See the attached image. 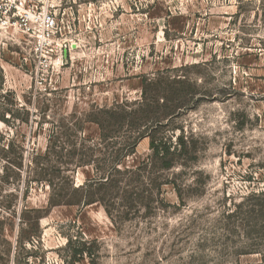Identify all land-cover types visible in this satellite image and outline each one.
Segmentation results:
<instances>
[{
	"label": "rangeland",
	"instance_id": "374dc122",
	"mask_svg": "<svg viewBox=\"0 0 264 264\" xmlns=\"http://www.w3.org/2000/svg\"><path fill=\"white\" fill-rule=\"evenodd\" d=\"M41 14L57 19L50 36ZM177 75L204 98L157 124ZM144 93L145 127L189 141L170 168L148 138L117 151L144 129L135 119L105 141L92 121ZM71 141L94 163L69 165ZM112 160L104 203L47 208L52 192L78 198L67 177L114 174ZM0 264H264V0H0Z\"/></svg>",
	"mask_w": 264,
	"mask_h": 264
},
{
	"label": "trees",
	"instance_id": "16d2710c",
	"mask_svg": "<svg viewBox=\"0 0 264 264\" xmlns=\"http://www.w3.org/2000/svg\"><path fill=\"white\" fill-rule=\"evenodd\" d=\"M149 82L151 81H147V78H144L142 80V85L145 86V84H149ZM186 82H189V79L186 76H181V75H177L174 76L173 78H171L169 80L170 83V88L172 87L173 89V95L175 97H177V99L174 98L172 99L171 97H163V101H165V103L167 102H173L176 103L173 106H167L168 111L164 112L163 116H161V118H158V120H155V123H159L160 119L164 118L165 116H172L173 112L176 108H180L181 105H183L184 103L187 104V102H189L190 100L193 101V103L197 104L199 103L204 96H196L195 93L192 92H184L181 91L178 88H175V85H182L185 84ZM174 85V87H173ZM144 89V88H143ZM197 97V98H195ZM177 101V102H175ZM165 106V105H164ZM149 108H151V103L147 101V98L145 97V93L142 97V100L139 102V106L137 107V109L135 110H126V108H122V114L117 117V111L114 108H109V109H104V108H100L98 109V112L100 113V118L97 116L96 118H94L92 121L94 123H96L99 126L100 129V139L101 141H105L107 139H109L110 137H112L113 132L111 131V128L109 127H114V123H119V127L122 126L124 123H126V125H132V123L130 122L132 119H135L136 121L133 123V126L135 127H139V126H144L143 130H139L137 131V133L135 135H133V141H132V146L125 149L127 146L126 145H130V143H126L123 144L121 147H119L117 149L118 152H124L123 156L129 155L131 153L134 152L135 146H136V142L137 140L141 139V138H148L149 140V148L151 150V161L155 160L158 161L161 165L162 168H170L175 164V160L176 157L179 154L185 153L188 151V149H190V145H189V141H185L183 139L182 136H177L173 141H172V137L159 133L158 130H149L147 129V127H145V124H143L144 122H149V121H153L151 119L150 116H148V110ZM171 108H174L173 110ZM117 109V106H116ZM101 114L104 116V118H102ZM140 114V115H139ZM135 115V116H134ZM2 120H4V118H1ZM105 120L108 123V126L105 127V125L103 124L102 120ZM150 119V120H149ZM130 120V121H129ZM107 129V130H105ZM115 142H112L111 147L115 146L114 144ZM48 145L45 153H44V159H48V156H50V154L55 153L56 151L54 150L56 143H54L53 141H51ZM106 149H109V144H105ZM86 149V151L90 150V151H94L90 146H86L83 143H79L77 146V143L75 141H71V149L68 152V157H70V162L69 165H73L74 167H78L82 164H93L95 160L93 159H83L82 155H84L82 151V149ZM61 149V148H60ZM88 149V150H87ZM100 151V150H97ZM110 154V152L108 153V155ZM118 155V154H117ZM112 156V155H111ZM119 163H121L120 161H116V160H112V169L114 170V174L113 172H107V173H103V175L101 174L100 177L97 178V180L95 181H88L85 182L82 185L79 186H74L73 187V182L72 180L67 177V183L69 184L72 192H74L75 194L78 193L79 196L77 199H65L64 195H61L59 193H53L50 195L49 200H48V207L47 208H51L53 206H57V205H61V204H66V205H88L91 203H95V202H101L104 203L103 198H100L97 196V193H99V188L104 186H108L111 184V182L114 181V175L116 173H119V169L116 168V166H119ZM12 165L18 167L17 163H12ZM141 165H139L138 167H140ZM97 169V167H95ZM66 170H71V168H67ZM73 170V169H72ZM44 181H47V183L52 186V181L48 180L46 178H44ZM117 182V181H116ZM54 190V189H53ZM107 207V206H106ZM107 209V208H106ZM27 211L26 213H33L35 214V217L33 221H30L28 218L24 217L21 218L22 223L24 224L25 227H29V228H34L36 226H38V220L43 217L46 213V210L42 211V209L40 208H35V209H31V210H25ZM23 227L20 228V231H23ZM19 239V237H18ZM20 241V240H19ZM69 242V241H68ZM82 253H86L83 251V249H74L72 251V258H76V257H80L82 255ZM90 254V253H89Z\"/></svg>",
	"mask_w": 264,
	"mask_h": 264
},
{
	"label": "built area",
	"instance_id": "2783aa9c",
	"mask_svg": "<svg viewBox=\"0 0 264 264\" xmlns=\"http://www.w3.org/2000/svg\"><path fill=\"white\" fill-rule=\"evenodd\" d=\"M31 19L42 27V35L50 36L56 28L57 19L54 15L44 14L40 16H31Z\"/></svg>",
	"mask_w": 264,
	"mask_h": 264
}]
</instances>
